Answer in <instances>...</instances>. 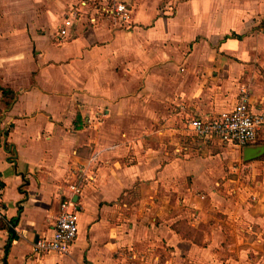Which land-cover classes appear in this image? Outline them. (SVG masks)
I'll return each mask as SVG.
<instances>
[{
	"label": "crops",
	"instance_id": "obj_1",
	"mask_svg": "<svg viewBox=\"0 0 264 264\" xmlns=\"http://www.w3.org/2000/svg\"><path fill=\"white\" fill-rule=\"evenodd\" d=\"M241 88L264 111V0H0V264H264V132L187 129ZM68 199V254L32 255Z\"/></svg>",
	"mask_w": 264,
	"mask_h": 264
},
{
	"label": "built area",
	"instance_id": "obj_2",
	"mask_svg": "<svg viewBox=\"0 0 264 264\" xmlns=\"http://www.w3.org/2000/svg\"><path fill=\"white\" fill-rule=\"evenodd\" d=\"M72 16L74 17L75 11ZM107 13L115 18L121 27H129L131 10L122 3H115ZM70 20L62 22L59 34L65 35ZM187 129L196 137L203 140L218 141L224 144L245 147L256 141L259 132H264V111L252 112L249 109L248 95L245 88H241L233 109L229 112L218 114L215 117H192L187 120ZM93 175L89 177V180ZM69 191L79 193L81 187L69 185ZM69 199L61 205L60 213L53 227L49 239H38L31 246V254L42 256L55 254L66 255L70 246L77 237L78 213L73 211Z\"/></svg>",
	"mask_w": 264,
	"mask_h": 264
},
{
	"label": "trees",
	"instance_id": "obj_3",
	"mask_svg": "<svg viewBox=\"0 0 264 264\" xmlns=\"http://www.w3.org/2000/svg\"><path fill=\"white\" fill-rule=\"evenodd\" d=\"M2 92V94H6L5 90H0ZM0 230H8L9 233V239L5 248V251H7L11 241L13 240L14 237V232H13V228L11 227L10 224H8L7 222H5L3 219L0 218Z\"/></svg>",
	"mask_w": 264,
	"mask_h": 264
},
{
	"label": "water",
	"instance_id": "obj_4",
	"mask_svg": "<svg viewBox=\"0 0 264 264\" xmlns=\"http://www.w3.org/2000/svg\"><path fill=\"white\" fill-rule=\"evenodd\" d=\"M263 148H255V149H250V150H247V157L248 159H252L253 157H258L259 155H261L263 153Z\"/></svg>",
	"mask_w": 264,
	"mask_h": 264
}]
</instances>
